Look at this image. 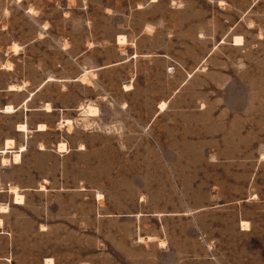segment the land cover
I'll return each mask as SVG.
<instances>
[{
	"label": "rangeland",
	"instance_id": "1",
	"mask_svg": "<svg viewBox=\"0 0 264 264\" xmlns=\"http://www.w3.org/2000/svg\"><path fill=\"white\" fill-rule=\"evenodd\" d=\"M25 79L74 126L7 170L0 264H264V0H0Z\"/></svg>",
	"mask_w": 264,
	"mask_h": 264
},
{
	"label": "crops",
	"instance_id": "2",
	"mask_svg": "<svg viewBox=\"0 0 264 264\" xmlns=\"http://www.w3.org/2000/svg\"><path fill=\"white\" fill-rule=\"evenodd\" d=\"M238 37H241L242 41H244L243 37L240 35H237L234 38ZM233 41H235V39H233ZM106 66L108 67L109 65H101L99 68L105 69L107 68ZM111 66H113V64ZM88 74L89 73L86 70L83 75H86L88 80H83L82 75V82L85 83L87 81H90ZM56 78L59 79L61 77L54 76V78H48L46 82L54 81ZM125 88L126 89H124V91L133 89L130 82L125 84ZM40 91L41 87H33L29 79L13 82L12 84H9V87L0 88V159H4V163L0 165V224H2V222L3 224L6 223L5 215L10 212V209L12 210V208H18L25 204L30 194V192L29 194L25 192L35 191V188H33L32 184L19 183L15 180H11L10 182L8 180H5V176L8 174L7 170L9 168H13L20 162L21 159L23 160V158L32 154L33 151H36L38 153L46 152L50 148L49 145H51L52 143V141H49L48 135H56L57 131L59 130L56 129V124H58L62 119H65L63 121L65 123L66 120H71L72 127L74 126L73 118H62L61 116L62 112L66 113V111H68L67 107L58 105L52 99L50 100L48 98H45L42 101L41 106L39 105V102L36 101L35 98L40 94ZM16 93L22 95V98L20 100H16L14 98V95ZM89 106L96 107L98 109L97 114L86 112ZM83 108L86 109L84 111L85 114L87 113L91 116L99 114V108L95 105L88 104V106L78 107L77 110L80 111ZM2 116L14 119L13 124L10 125L6 123L4 121L5 119H3ZM42 125L45 126L43 127ZM72 127L69 128L68 126L69 129H71ZM35 135L38 137V139L37 144L33 146L31 142L32 138ZM54 138V140L56 141L55 143H58L59 146L60 144L64 143V141L59 142L57 137ZM66 146V151H62L60 147H58L57 151L64 153L70 152L67 144ZM9 153H13L11 158L7 156ZM1 185H3V187H1ZM46 188L47 186L45 185L42 189L39 190H45ZM22 190L23 192L21 193L20 191ZM7 194L11 195L10 198ZM18 195H22V197L20 198ZM97 197L99 199H102L103 195L101 193H98ZM0 235H4L3 229H1V227ZM46 259H48V263H45L43 260L39 261L38 264H54L53 258L51 256H46Z\"/></svg>",
	"mask_w": 264,
	"mask_h": 264
},
{
	"label": "bare ground",
	"instance_id": "3",
	"mask_svg": "<svg viewBox=\"0 0 264 264\" xmlns=\"http://www.w3.org/2000/svg\"><path fill=\"white\" fill-rule=\"evenodd\" d=\"M120 41L122 40V41H126V39H125V36H121L120 38ZM235 39V41H234V44H236V45H240V44H242L243 43V41H242V38L241 37H238V38H234ZM121 41V42H122ZM124 41V42H125ZM83 79H85V77L83 78ZM15 87V86H14ZM128 87V86H127ZM10 106V105H9ZM49 106V105H48ZM47 106V107H48ZM164 106H165V103H162L161 105H160V108L161 109H163L164 108ZM12 108V107H11ZM49 108V107H48ZM86 108V107H85ZM8 109V108H7ZM11 110V109H10ZM86 109H84V111H85ZM86 112H89V113H91V114H97V112H98V109L96 108V107H92V106H89V108H88V110H86ZM87 114V113H86ZM88 115V114H87ZM66 123L68 124V126H71L72 127V122H71V120H66ZM40 126V125H39ZM43 127L45 126V125H42ZM19 127H20V125H19ZM41 127V126H40ZM39 127V128H40ZM22 129V128H21ZM10 142V141H9ZM65 143V142H64ZM64 143H62V144H60V149L62 150V151H66L67 150V146H66V144H64ZM16 159H17V157H16ZM6 162V161H5ZM16 190V189H15ZM19 196V195H18ZM17 196V197H18ZM20 198L22 197V195L21 196H19ZM18 197V198H19ZM17 198V199H18ZM20 201H21V199H20ZM3 207V206H2ZM242 225L243 226H245L246 225V223L245 222H242ZM243 229H246V228H243ZM50 259V258H49ZM50 264V263H49Z\"/></svg>",
	"mask_w": 264,
	"mask_h": 264
}]
</instances>
